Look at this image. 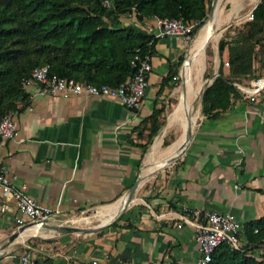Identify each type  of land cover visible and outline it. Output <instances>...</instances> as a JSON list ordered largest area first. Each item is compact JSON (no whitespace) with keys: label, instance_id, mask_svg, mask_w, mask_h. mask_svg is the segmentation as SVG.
I'll return each instance as SVG.
<instances>
[{"label":"crops","instance_id":"1","mask_svg":"<svg viewBox=\"0 0 264 264\" xmlns=\"http://www.w3.org/2000/svg\"><path fill=\"white\" fill-rule=\"evenodd\" d=\"M183 43L181 37L156 41L149 86L134 109L107 97L41 94L37 83L25 84L27 97L14 117L15 135L0 145V169L6 168L39 205L58 210L59 220L95 208L94 215L79 218L90 219L99 210L101 217L110 219L103 211L124 202L123 195L140 172L143 181L119 218L94 232L25 237L29 227L10 243L6 240L15 230V218L26 217L0 188V264H20L25 254L37 264H191L200 253L194 219L184 208L230 212L242 227L264 215V91L246 97L247 81L233 83L238 84L237 92L226 109L203 114L169 174L148 180L186 146L187 139L179 145L187 128L183 120L187 126L199 115L200 104L191 120L177 114L187 96L188 53L176 91L178 103L162 125L168 86L161 90V81L182 55ZM263 67L255 65V76ZM170 124L182 125L179 136L163 150L162 162L150 167L157 136L163 137ZM147 171L149 176H144Z\"/></svg>","mask_w":264,"mask_h":264},{"label":"trees","instance_id":"2","mask_svg":"<svg viewBox=\"0 0 264 264\" xmlns=\"http://www.w3.org/2000/svg\"><path fill=\"white\" fill-rule=\"evenodd\" d=\"M110 1L111 6L105 7L103 0H0V119L6 112L18 110L25 101V84L32 81V71L37 67L48 65L49 75L59 78L118 86L135 73L134 58L148 50L151 40V52L154 48L157 39L145 30L149 23L164 17L198 21L194 34L204 23L211 2ZM220 1L214 14L222 11ZM130 14L135 17L134 24L122 26L116 19ZM251 15L244 36L218 44L221 54L227 51L230 78L222 72L221 62L218 76L202 96L204 114L226 109L237 92L233 83L254 78L255 65L262 66L264 0H259ZM210 37L215 38L211 32L206 40ZM179 62L180 57L162 78L161 90L176 77ZM160 125L152 127L149 140ZM243 237L248 244L241 250L222 244L213 252L209 264H264V215L243 226Z\"/></svg>","mask_w":264,"mask_h":264},{"label":"built area","instance_id":"3","mask_svg":"<svg viewBox=\"0 0 264 264\" xmlns=\"http://www.w3.org/2000/svg\"><path fill=\"white\" fill-rule=\"evenodd\" d=\"M105 7L111 6L110 0H103ZM199 24L198 21L185 22L181 18H156L152 24L145 28L152 39L164 37L188 38L193 29ZM151 45L148 43V50L135 56V73L118 86L106 84L95 85L83 83L72 78H59L49 75V66H41L33 69L32 81L40 86V93L51 95H89L107 97L119 100L129 109L137 108L149 86V75L152 71ZM264 65V62H263ZM237 86L238 84H234ZM247 86L243 90L246 97L253 99L257 94L264 91V67L259 76L247 81ZM18 110L6 112L0 119V145L1 143L15 135L14 117ZM15 177L10 176L6 168L0 169V188L3 196H11L16 202L19 213L26 217L15 218V230L25 226V228L36 225L39 222L49 223L61 222L58 219L59 211L46 206L39 205L25 191V186H17ZM185 213L194 219L195 239L199 248V257L191 264H209L213 252L222 244H227L231 250H241L247 245L243 237V227L239 224L236 216L230 212H218L213 210H200L184 208ZM57 218V220H56ZM190 223L188 219L185 220ZM61 224V223H59ZM250 246V245H249ZM20 264H37L28 254L22 255ZM162 264H172L164 262Z\"/></svg>","mask_w":264,"mask_h":264},{"label":"rangeland","instance_id":"4","mask_svg":"<svg viewBox=\"0 0 264 264\" xmlns=\"http://www.w3.org/2000/svg\"><path fill=\"white\" fill-rule=\"evenodd\" d=\"M237 3H238V0H221L219 3V8H221L222 11L221 12L217 11V13L213 15V18L216 17V15L223 13V12H225L224 14H227L228 12H230V9H232L235 5H237ZM212 4H213V0H211V2H210V9L208 11V14L206 16L205 21L207 19H209ZM116 19L119 20L120 22L121 21L126 22V25L134 24L136 22L135 17L132 14L124 15V16H118V17H116ZM251 19H252V15H251L250 8H247L245 10H241L235 18H232L230 21L224 22L223 24H221L222 26L219 29H222V30L220 32V37L217 41V46H216V38L210 37L208 40H206L205 45L203 47L202 46L197 47V49L194 52L192 62L190 63V65H191L190 67H191V71H193V73L197 75L199 73V70L201 69V65L204 61V64H205L204 67L205 68H204V72L201 75L202 79H201L200 83L205 84L206 82H209L210 80L212 81L214 74H219V68H220L221 62L223 63L222 72L228 78H230V76L228 75L229 65H227V51L225 50L221 54L219 52V49H218V44L221 40L229 41V40L244 36L248 31L247 22H249ZM110 20H111V18L107 20L108 24L111 23ZM205 21H204V23H205ZM203 24H202V26H203ZM205 25L203 27L200 26L194 34H191L187 39L186 38L184 39V43H183L184 44V48H183L184 51L182 52V55H180V62H179L180 65L179 66L177 65L178 67L176 66L177 67L176 68L177 69V75H176V77H174L173 81L169 85L167 93H165V97H164L165 103H164V108H163V111H164V121L162 124L163 126L167 124L168 114L170 112H172V110L174 109V107L178 103L179 95L176 91L180 88L181 83H182V78L180 77V71L182 70L183 63L186 60V57L189 53V49H190L192 43L195 40H197V38L199 37L198 35H200L201 30L205 27ZM122 26H124V25H122ZM212 35L214 37L216 36L214 31H211V36ZM263 62H264V55L262 54V65H263ZM211 81H210V83H211ZM204 88H205V86H204ZM181 101H182L181 105H183V108L180 107L177 114H178V117H180V118L184 117L185 118L186 114L188 115V113H187L188 107H191L190 95H187L186 99L182 98ZM184 102L187 103L185 107H184ZM199 102H200L199 103L200 104L199 115H198L197 121H196L193 129L195 128L196 124L199 122V120L203 117V114H204L203 104L201 103V100H199ZM186 120L187 119H184L183 122L181 123L182 125L185 123V127H187L188 123H189L188 122L187 126H186V122H187ZM182 125H178L179 126L178 127L177 124H172V125L170 124L167 128V132L165 133V135L163 137L159 136L161 133L158 134L157 138H159L160 140L155 144L154 149L159 144V142L161 144L160 147L162 150L167 149L173 142H175V140L179 136V133H180L179 128ZM183 137H184V132H183L181 139ZM157 138H156V140H157ZM173 164L171 166H168L165 169L159 171L154 176L150 177L148 180H156L157 178L158 179L165 178L166 175L169 174V170L172 168ZM96 210H97V208L89 210L87 212H78L76 214H73L72 216H68V217L66 216L65 218H62V221L65 223H61V224L72 225V223H70L69 220L74 218V217H76V218L78 217V219H79L78 226L86 224V223H88V224L93 223L94 225H95V223H98V225L99 224H101V225L105 224L104 221L107 219H104L103 217L100 216L99 210H98V213L95 216L91 217L90 219L89 218L88 219L79 218V217H90L96 213ZM53 224H59V222H54ZM80 227H86V226H80ZM45 235H58V234L46 231ZM36 238H39V236H37ZM255 254L258 255L259 254L258 251H256Z\"/></svg>","mask_w":264,"mask_h":264},{"label":"bare ground","instance_id":"5","mask_svg":"<svg viewBox=\"0 0 264 264\" xmlns=\"http://www.w3.org/2000/svg\"><path fill=\"white\" fill-rule=\"evenodd\" d=\"M259 0H238V3L236 6H234L232 9H230V12H228L227 14H224L225 12L223 13H220L218 15H216V17L213 18V14L212 16L207 20V24L205 25V27L201 30V33L200 35H198L199 37L197 38V40H195L191 47H190V51H189V58L188 60L186 61L185 63V67L186 68V72H185V77H186V80H187V95H190V99H191V107H188L187 109V113H188V118L189 120H191V117H192V111L194 110V108L199 104V100H200V95H201V92L204 88V86H206L209 82H206L205 84H202L200 83L201 82V75L202 73L204 72V61L201 65V69L199 70V73L196 75L193 73V71H191V58H192V55L194 54L195 50L197 49V47L199 46H204L205 45V42H206V39H207V35L209 32L211 31H214L216 36V46H217V41L220 37V32L222 29H219L223 24L224 22H228L230 21L232 18H235L237 16V14L241 11V10H245L247 8H250V10H252V8L258 4ZM216 9V7H215ZM214 9V11H215ZM233 22V21H232ZM231 22V23H232ZM226 24V23H225ZM188 56V55H187ZM187 58V57H186ZM184 63H183V66H182V69L184 67ZM181 78H182V71H181ZM186 88V87H185ZM175 116V115H174ZM196 123V117L194 116L191 120V122L189 121V124L187 126V128L185 129L184 131V137L179 141V145H183V143L185 142V139H187V144L186 146L188 145L189 141H190V138H189V132L193 129L194 125ZM160 142L159 144L156 146V148L153 150V153L150 155L149 157V166L153 163V164H157L159 163L165 156V151H163L160 147ZM178 145V146H179ZM170 150V149H169ZM172 150V149H171ZM180 154V153H179ZM178 154V155H179ZM176 157V156H175ZM173 157V158H175ZM172 158V159H173ZM171 159V160H172ZM170 160V161H171ZM169 161V162H170ZM147 162V161H146ZM162 162V161H161ZM168 163V162H167ZM166 163V164H167ZM165 164V165H166ZM164 166V165H163ZM162 166V167H163ZM151 167V166H150ZM145 172V171H144ZM148 175L149 176V171H147L145 175ZM141 177H142V173H141ZM151 177V176H150ZM125 199V197H124ZM125 201V200H124ZM124 202H120L119 204L117 205H114L106 210H104L103 212H106L107 215L110 217V219H107L104 221V223H108L110 222L114 217L115 215L120 211L121 207L123 206ZM79 219H73L72 221H70V223H72L73 226H77L78 227V222ZM103 225V224H102ZM29 227H32L30 228L25 234L24 236H36L37 233L39 232H46L40 225H32V226H29ZM29 227L25 228L23 231L19 232L16 237L11 241V242H14L20 235H22ZM75 234H80V233H75ZM23 236V237H24ZM10 243V242H9Z\"/></svg>","mask_w":264,"mask_h":264},{"label":"water","instance_id":"6","mask_svg":"<svg viewBox=\"0 0 264 264\" xmlns=\"http://www.w3.org/2000/svg\"><path fill=\"white\" fill-rule=\"evenodd\" d=\"M219 0H213V4H212V8H211V13L209 15V18L212 16L215 7L217 6ZM257 6V4L252 8L251 12L255 9V7ZM186 57V56H185ZM218 76V74H214L211 83L205 86V88H203L201 95H200V100L202 103V96L203 93L205 91V89L210 86L212 84V82L214 81V79ZM193 131L194 129H192L189 132V138L191 140L192 135H193ZM161 137V136H160ZM187 146L184 147V149L181 151V153L179 155H177L175 158H173L170 162H168L166 165H164L163 167L157 169L154 173L150 174V176H154L156 173H158L159 171L165 169L166 167L170 166L172 163H174L185 151ZM143 181V178L141 177V172L138 174L137 178L135 179L134 183L132 184V186L128 189V191L123 195V197H125V201L123 206L121 207L120 211L115 215V217L108 223L103 224V225H99V226H94V227H87V228H82V227H77V226H73V225H64V224H53V223H49L47 221H42L39 222L37 225H40L45 231L47 232H51V233H56V234H75V233H88V232H94L102 227H104L105 225H108L110 223H112L113 221H115L121 214L122 212L125 210V208L127 207V205L129 204V202L131 201V199L133 198L138 186L141 184V182ZM25 229V226L18 228L17 230H14L7 238L6 242L9 243L11 242L16 235L23 231Z\"/></svg>","mask_w":264,"mask_h":264}]
</instances>
